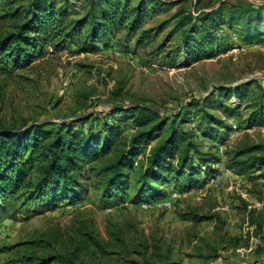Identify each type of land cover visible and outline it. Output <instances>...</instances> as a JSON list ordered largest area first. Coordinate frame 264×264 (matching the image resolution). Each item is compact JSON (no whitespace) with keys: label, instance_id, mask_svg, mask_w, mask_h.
I'll list each match as a JSON object with an SVG mask.
<instances>
[{"label":"trees","instance_id":"obj_1","mask_svg":"<svg viewBox=\"0 0 264 264\" xmlns=\"http://www.w3.org/2000/svg\"><path fill=\"white\" fill-rule=\"evenodd\" d=\"M184 1L0 0V75L12 77L22 64L29 66L43 57L46 46L54 51L73 47L81 54L92 53L100 44L109 48L110 41L122 32L119 39L125 44L124 51L131 42L135 50L148 47L169 20L145 28L147 21ZM171 17L176 19V30L167 37L180 32L181 41L174 52L176 57L185 53L188 61L216 57L226 39L218 34L224 28L236 27V34L247 44L264 38V4L255 7L225 3L197 17L183 11ZM161 48L159 45L156 52L162 53ZM171 52H167L165 62L172 66L175 60L170 58ZM191 109L198 116V131L207 140L213 139L215 129L229 131L228 120L243 118L245 129H264L263 83L257 80L215 88L203 98L185 100L177 114H161L142 104L117 105L104 118L119 116L118 124L106 120L98 130L92 126L83 129L90 118L69 124L0 122V206L5 207L8 201L34 203L47 198L45 207L53 210L59 202L81 201L90 188L105 205L131 194L132 204L139 206L144 201L167 197L168 188L180 193L189 191L194 176L202 173L207 181V175L217 172L212 165L220 162L214 147L205 150L203 143L195 140L193 129L184 128ZM127 122L131 123L132 133L120 137L121 124ZM138 156L142 159L135 167ZM223 156L226 168L235 175L264 179L263 144L242 141L225 148ZM256 172L259 174L253 176ZM260 200L261 209L250 208L243 200L241 203L250 226L246 233L259 239L256 253L264 255V198ZM181 217L193 224L206 220L220 223L217 229L223 225L222 216L215 212L208 216L191 212ZM68 232L65 241H60V233L43 234L38 243L43 244L44 254L25 257L23 264H93L82 258L92 248L103 254L118 250L125 256L154 258L145 260L147 264H174L168 246L163 250L159 240L151 242L133 224L128 223L122 230L110 223L106 240L96 231L92 218L78 219ZM53 240L65 246L63 251H46ZM230 241L236 245L239 239Z\"/></svg>","mask_w":264,"mask_h":264},{"label":"rangeland","instance_id":"obj_2","mask_svg":"<svg viewBox=\"0 0 264 264\" xmlns=\"http://www.w3.org/2000/svg\"><path fill=\"white\" fill-rule=\"evenodd\" d=\"M225 3L258 7L264 4V0H186L147 21L145 28L169 20L154 42L143 49L135 50L131 42L129 49L124 51L125 44L119 39L122 32L110 41L109 48L100 44L92 53L81 54L73 47L54 51L46 46L43 57L29 66L22 64V69L13 72L12 77L0 75V122L5 125L23 121L29 124H69L80 118H90L83 129L92 126L98 130L106 120L118 124L119 116L104 118L117 105L142 104L161 114H177L185 100L203 98L218 87H234L257 80L264 86V38L247 44L236 34V27L224 28L218 33L227 40H223L216 57L198 61H188L185 53L176 57L174 49L181 41V34L176 31L167 37L171 30H176V19L171 16L183 11L197 17ZM159 45H162V53L156 52ZM112 47L121 53L120 57L113 58L109 54L108 49ZM169 51H172L170 58L175 60L172 66L165 62ZM153 64L156 68L151 67ZM189 112L184 128L193 129L195 140L202 142L205 150L214 147L212 149L219 156L220 162L211 169H221L224 174L216 184L208 185L211 175L206 176L207 181L202 173L194 176L189 191H176L178 199L169 210L143 211L132 204L131 194L105 205L91 188L81 201L74 204L59 202L61 204L53 210L46 209L47 198L34 203L8 201L5 207L0 206V264H23L25 257L44 254L43 244L38 243L43 234L60 233V241H65L68 230L82 218H92L96 231L104 240L108 239L106 227L110 223L118 224L122 230L128 223L133 224L151 242L159 240L163 250L168 246L174 264H264V255L256 253L259 239L246 233L250 226L241 203L243 200L250 208H262L263 199L260 198H264V179L248 180L232 171L226 173L225 158L216 148V143L221 141H224V150L242 141L264 145V129H245L243 118L236 122L228 120L230 126L236 124L240 130L234 141L226 142L230 131L226 129H215L213 139L207 140L198 131L195 110ZM121 125L120 137L129 136L131 123ZM141 159L142 156L134 159L135 167ZM252 174L256 176L259 172ZM88 184L91 185L92 181ZM171 191L168 188L166 192ZM191 212L202 216L218 213L223 225L217 229L220 223L206 220L193 224L181 217ZM261 215L264 223V210ZM133 232L134 229L130 234ZM232 238H238L239 242L234 245L230 241ZM64 248L53 240L51 248L46 251H63ZM211 256L217 257L211 259ZM82 258L93 264H147V259L154 261L149 257L143 260L135 255L125 256L118 250L103 254L95 248Z\"/></svg>","mask_w":264,"mask_h":264},{"label":"built area","instance_id":"obj_3","mask_svg":"<svg viewBox=\"0 0 264 264\" xmlns=\"http://www.w3.org/2000/svg\"><path fill=\"white\" fill-rule=\"evenodd\" d=\"M108 52L113 58H118L121 56V53L116 48H110L108 49ZM151 67L156 68L155 64L151 65ZM239 132L240 130L237 128V125L233 124L229 131V135L226 142L234 141V139L238 137ZM216 148L218 150V154L222 156L224 152V144L216 143ZM226 173L231 174V171L226 170ZM223 174L224 173L221 172V169H219L217 173H214L208 178V185L213 186L214 184H216ZM178 196V192L171 191L165 198L152 201H144L140 203L139 208L143 211L169 210L173 207V203L176 199H178Z\"/></svg>","mask_w":264,"mask_h":264}]
</instances>
